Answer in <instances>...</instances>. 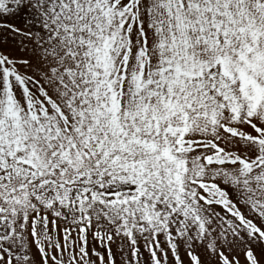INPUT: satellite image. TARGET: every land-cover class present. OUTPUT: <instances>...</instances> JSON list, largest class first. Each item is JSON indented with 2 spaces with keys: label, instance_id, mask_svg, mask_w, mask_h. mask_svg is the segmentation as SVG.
<instances>
[{
  "label": "snow or ice",
  "instance_id": "snow-or-ice-1",
  "mask_svg": "<svg viewBox=\"0 0 264 264\" xmlns=\"http://www.w3.org/2000/svg\"><path fill=\"white\" fill-rule=\"evenodd\" d=\"M0 264H264V0H0Z\"/></svg>",
  "mask_w": 264,
  "mask_h": 264
}]
</instances>
